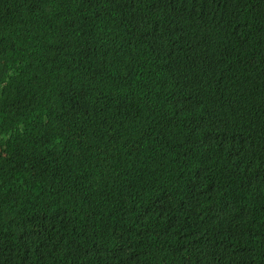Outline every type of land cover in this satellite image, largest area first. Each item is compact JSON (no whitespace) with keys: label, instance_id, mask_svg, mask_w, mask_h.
<instances>
[{"label":"trees","instance_id":"obj_1","mask_svg":"<svg viewBox=\"0 0 264 264\" xmlns=\"http://www.w3.org/2000/svg\"><path fill=\"white\" fill-rule=\"evenodd\" d=\"M0 264H264V0H0Z\"/></svg>","mask_w":264,"mask_h":264}]
</instances>
